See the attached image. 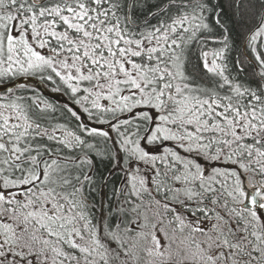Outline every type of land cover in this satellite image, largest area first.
I'll list each match as a JSON object with an SVG mask.
<instances>
[{"label":"snow or ice","instance_id":"obj_1","mask_svg":"<svg viewBox=\"0 0 264 264\" xmlns=\"http://www.w3.org/2000/svg\"><path fill=\"white\" fill-rule=\"evenodd\" d=\"M0 264H264V0H0Z\"/></svg>","mask_w":264,"mask_h":264},{"label":"trees","instance_id":"obj_2","mask_svg":"<svg viewBox=\"0 0 264 264\" xmlns=\"http://www.w3.org/2000/svg\"><path fill=\"white\" fill-rule=\"evenodd\" d=\"M20 82L25 83L26 87L30 89H37L38 91H40L41 95H46V97L54 103L60 104L64 99H66L62 96L57 98V94L52 93L51 89L47 87V85L41 83L36 78H21Z\"/></svg>","mask_w":264,"mask_h":264}]
</instances>
